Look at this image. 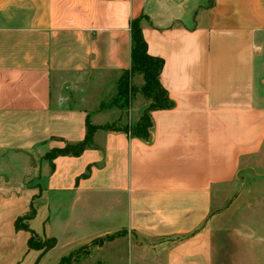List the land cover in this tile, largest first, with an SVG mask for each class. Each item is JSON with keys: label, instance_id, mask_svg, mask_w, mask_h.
<instances>
[{"label": "crops", "instance_id": "obj_1", "mask_svg": "<svg viewBox=\"0 0 264 264\" xmlns=\"http://www.w3.org/2000/svg\"><path fill=\"white\" fill-rule=\"evenodd\" d=\"M142 16L174 102L152 111V139L99 128L80 155L46 159L88 119L118 120L68 101L61 75L130 71ZM263 148L264 0H0V264L36 263L32 231L57 240L37 264L114 233L117 264H212L215 195Z\"/></svg>", "mask_w": 264, "mask_h": 264}, {"label": "rangeland", "instance_id": "obj_2", "mask_svg": "<svg viewBox=\"0 0 264 264\" xmlns=\"http://www.w3.org/2000/svg\"><path fill=\"white\" fill-rule=\"evenodd\" d=\"M125 79V74L61 75L68 101L91 109L114 110L119 116L115 122L119 127L133 121L141 105L149 103L142 92L143 75L138 72L129 74L127 88ZM105 116L107 119V114L103 118ZM12 168L21 170V167H2L7 176ZM36 168L31 167V171ZM210 220L213 228L212 264H264V148L250 163L241 167L236 181L216 193ZM21 223L27 224L28 220L23 219ZM119 234L93 239L68 254L66 263L117 264L116 239ZM139 256L144 260L148 254L141 252Z\"/></svg>", "mask_w": 264, "mask_h": 264}, {"label": "trees", "instance_id": "obj_3", "mask_svg": "<svg viewBox=\"0 0 264 264\" xmlns=\"http://www.w3.org/2000/svg\"><path fill=\"white\" fill-rule=\"evenodd\" d=\"M144 16L135 18L131 22L132 33V67L131 70L125 73L126 79L124 82L127 88V79L129 74L138 72L144 77V85L142 86L143 94L149 99L148 106L143 111L140 119L134 125H126L119 127L116 123L106 124L103 126L94 125L89 119L87 120V133L85 138L77 143H67L62 148H53L46 154V159L52 160L59 155H80L86 148L91 146L93 136L97 129H115L130 132L131 135L150 141L152 139V131L154 122L152 119V111L158 109H166L174 106L168 91L163 87L160 81V74L164 67V59L155 57L149 54L148 44L143 34L141 21ZM36 210L31 207L29 214L19 217L16 220L17 228H25L31 230L27 224H22L23 219H31L35 216ZM57 243L55 238H42L32 231L31 238L29 239V247L41 251V254L46 253L53 248ZM39 256V258H40ZM37 259L36 263L38 262ZM69 257L63 256L60 264H67L66 261ZM70 264V263H69Z\"/></svg>", "mask_w": 264, "mask_h": 264}]
</instances>
